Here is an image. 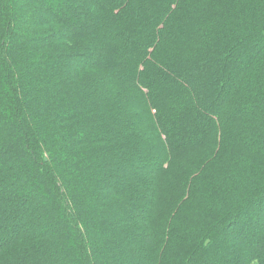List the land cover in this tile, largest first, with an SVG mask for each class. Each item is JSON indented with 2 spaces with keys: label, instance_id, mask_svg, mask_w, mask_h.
Here are the masks:
<instances>
[{
  "label": "trees",
  "instance_id": "16d2710c",
  "mask_svg": "<svg viewBox=\"0 0 264 264\" xmlns=\"http://www.w3.org/2000/svg\"><path fill=\"white\" fill-rule=\"evenodd\" d=\"M0 264H264V0H0Z\"/></svg>",
  "mask_w": 264,
  "mask_h": 264
}]
</instances>
